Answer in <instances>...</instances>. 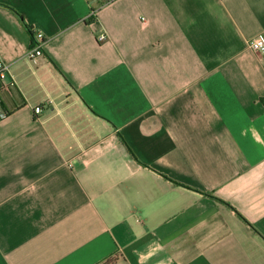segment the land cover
<instances>
[{"label": "crops", "instance_id": "1", "mask_svg": "<svg viewBox=\"0 0 264 264\" xmlns=\"http://www.w3.org/2000/svg\"><path fill=\"white\" fill-rule=\"evenodd\" d=\"M259 36L264 0H0V264H264Z\"/></svg>", "mask_w": 264, "mask_h": 264}, {"label": "built area", "instance_id": "2", "mask_svg": "<svg viewBox=\"0 0 264 264\" xmlns=\"http://www.w3.org/2000/svg\"><path fill=\"white\" fill-rule=\"evenodd\" d=\"M33 39H34V44L28 54V57L31 60H36L44 56L43 48L45 44V36L42 32L36 31V32H33ZM105 40H106L105 35L99 36V41L102 42ZM250 47L255 52L261 55H264V38L262 36L256 37L255 39L251 41ZM0 85L3 91L9 90L10 87L13 86V79L11 76V67L3 60L1 56H0ZM41 112H42L41 107H37L35 109V113L39 114ZM0 114H2L3 116H6L5 114H3L1 110H0ZM100 264H108V263L102 262Z\"/></svg>", "mask_w": 264, "mask_h": 264}, {"label": "trees", "instance_id": "3", "mask_svg": "<svg viewBox=\"0 0 264 264\" xmlns=\"http://www.w3.org/2000/svg\"><path fill=\"white\" fill-rule=\"evenodd\" d=\"M211 197H213V196H211Z\"/></svg>", "mask_w": 264, "mask_h": 264}]
</instances>
